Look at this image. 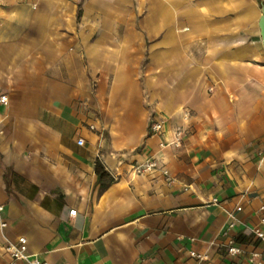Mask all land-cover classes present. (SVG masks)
Listing matches in <instances>:
<instances>
[{
  "label": "crops",
  "instance_id": "0c3cea01",
  "mask_svg": "<svg viewBox=\"0 0 264 264\" xmlns=\"http://www.w3.org/2000/svg\"><path fill=\"white\" fill-rule=\"evenodd\" d=\"M262 6L0 0L5 237L48 264L264 262L250 235L264 231ZM177 127L182 146L161 148ZM97 163L113 179L104 191Z\"/></svg>",
  "mask_w": 264,
  "mask_h": 264
},
{
  "label": "built area",
  "instance_id": "2783aa9c",
  "mask_svg": "<svg viewBox=\"0 0 264 264\" xmlns=\"http://www.w3.org/2000/svg\"><path fill=\"white\" fill-rule=\"evenodd\" d=\"M6 96L0 97V103L6 104ZM188 114H185V120L187 119ZM92 129V127L90 128ZM149 132L151 135L156 136H162L165 132V122L164 120H157L151 122L149 126ZM185 137V132L182 127H177L173 132V137L170 141L164 140L160 147H167L172 146L174 148H180L183 143V139ZM84 142L82 140L77 141L78 146H83ZM156 168V162L155 160L147 161V163L143 166L138 168L139 170H142L144 172H149ZM164 175H166V172H163ZM236 211H240V208H237ZM260 211L264 213V207L260 208ZM3 212V206L0 204V214ZM76 214L75 211H69L68 216L74 217ZM229 218L232 220V223L230 224L229 228L234 227L235 219L232 214L229 215ZM260 224H264V217L260 218ZM6 228V223L3 221H0V236L3 239L4 244L0 247V250L4 252L9 258L10 263L9 264H17L18 262H23L25 264H48L46 262L40 261L36 257L30 255L28 253V246H27V240L24 237L18 238L15 242L9 241L5 235L3 234L4 229ZM250 235L260 243H264V231H262L259 227L252 228L250 230ZM244 252L239 249L238 247L234 246L232 243L227 246V254L230 256H238L243 254ZM190 257L197 259L198 261H201V258L199 255L195 254L194 252L190 253ZM247 264H264L261 260V255L257 252H251L248 254L247 257Z\"/></svg>",
  "mask_w": 264,
  "mask_h": 264
},
{
  "label": "trees",
  "instance_id": "16d2710c",
  "mask_svg": "<svg viewBox=\"0 0 264 264\" xmlns=\"http://www.w3.org/2000/svg\"><path fill=\"white\" fill-rule=\"evenodd\" d=\"M95 172L97 175L100 191H104L111 183H113V179L109 177V175L103 170L99 163L96 164Z\"/></svg>",
  "mask_w": 264,
  "mask_h": 264
},
{
  "label": "water",
  "instance_id": "95a60500",
  "mask_svg": "<svg viewBox=\"0 0 264 264\" xmlns=\"http://www.w3.org/2000/svg\"><path fill=\"white\" fill-rule=\"evenodd\" d=\"M262 48H264V6L261 7V16L258 22Z\"/></svg>",
  "mask_w": 264,
  "mask_h": 264
}]
</instances>
